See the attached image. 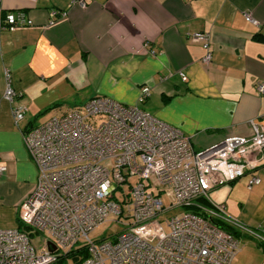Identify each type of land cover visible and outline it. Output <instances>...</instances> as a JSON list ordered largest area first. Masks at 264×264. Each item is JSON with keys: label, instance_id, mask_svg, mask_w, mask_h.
<instances>
[{"label": "crops", "instance_id": "obj_1", "mask_svg": "<svg viewBox=\"0 0 264 264\" xmlns=\"http://www.w3.org/2000/svg\"><path fill=\"white\" fill-rule=\"evenodd\" d=\"M83 1L0 0L1 27L8 13L30 21L0 28V228L18 225V206L35 186L22 132L49 106L58 116L95 96L133 106L149 86L143 107L188 136L194 150L248 136L251 122L264 128V93L256 89L264 83V0ZM197 31L209 37L207 64L190 40ZM6 83L16 93L11 102L2 97ZM18 104L25 114L15 122ZM255 174L260 182L250 189L247 172L217 187L224 199L214 204L264 230V166Z\"/></svg>", "mask_w": 264, "mask_h": 264}, {"label": "built area", "instance_id": "obj_2", "mask_svg": "<svg viewBox=\"0 0 264 264\" xmlns=\"http://www.w3.org/2000/svg\"><path fill=\"white\" fill-rule=\"evenodd\" d=\"M78 3L84 6L83 0ZM15 15L8 13L9 25L0 28L30 24L22 14ZM190 40L202 47L201 62L207 64L211 58L208 35L197 31ZM177 74L186 79L183 71ZM256 89L264 93V83L256 84ZM149 90V86L141 87L133 106L95 96L80 108L22 132L38 175L32 192L18 206V225L0 228V264H55L81 239L79 246L87 256L77 264H231L239 240L220 223L264 243L263 229L241 224L223 204L208 198L210 190L246 172L248 189L260 182L255 170L264 166V128L251 122L248 136H228L194 150L188 136L143 107ZM15 96L6 83L3 99L11 102ZM11 112L17 122L24 117L25 107L14 105ZM95 115L102 116L96 125L88 121ZM133 176L137 180L131 184ZM162 186L168 188L169 206L160 198ZM118 192L121 200L116 199ZM177 207L185 210L165 219L168 231L157 229L160 218ZM124 212L129 221L121 230L98 241L89 239V232L111 214L120 217ZM153 231L158 239L152 244L147 237ZM40 232L48 234L55 250L46 243L36 250L31 235Z\"/></svg>", "mask_w": 264, "mask_h": 264}, {"label": "rangeland", "instance_id": "obj_3", "mask_svg": "<svg viewBox=\"0 0 264 264\" xmlns=\"http://www.w3.org/2000/svg\"><path fill=\"white\" fill-rule=\"evenodd\" d=\"M57 109L58 108H52L47 112H44L43 114L36 116L34 118L35 120H37L35 123L39 124L48 120L51 117H59L60 115L59 116L55 115L57 113L56 112ZM63 109H66V107H63L62 109L60 108V110L58 111L61 112ZM101 119H102L101 115H95L92 116V119H88V121H94L96 125L100 122ZM136 180L137 178L133 176L129 179V182L133 184L136 182ZM122 188L125 192L129 190L127 184L122 185ZM161 189H163V191L160 193V198L162 199L165 206H169L171 198L168 194V188L162 186ZM223 190L224 187H220L211 191L209 194L210 197L209 200L212 203H218L219 201H221V199L223 200L224 198H221L222 196H224ZM117 197L118 198L116 199L121 200L120 192L117 193ZM184 210L185 209L183 207H177L169 210L167 213L164 214L163 217L160 218L161 221L159 223V226H157V229L160 227L162 230L167 232L169 227L165 219L170 218L175 214H179ZM125 216H126L125 212L120 217H118V215L116 214H111L106 221L100 223L92 231L89 232L88 234L89 239L98 241L100 239L107 238L115 234L116 232L121 230V228L123 227V223H127L129 221V218H126ZM241 223L245 225L244 222ZM157 239H158V234H156L155 231H153V233H151L147 237V240L152 244L155 243ZM237 239L239 240V250L235 258L231 262V264H261L264 262V243L260 242V240L257 237L240 234L238 235ZM49 240L51 241L50 237L45 232H40L38 234L33 233V235H31V243L34 245L37 251H39L43 246H45L46 241ZM83 240L84 239H81L78 242V246L82 244ZM66 264H74V263L72 262V260L68 259Z\"/></svg>", "mask_w": 264, "mask_h": 264}, {"label": "trees", "instance_id": "obj_4", "mask_svg": "<svg viewBox=\"0 0 264 264\" xmlns=\"http://www.w3.org/2000/svg\"><path fill=\"white\" fill-rule=\"evenodd\" d=\"M53 106H49L46 109H44L42 113L45 112V110H49L51 109ZM40 115V114H39ZM203 203H205L206 205H208L210 202L207 200L202 199L201 200ZM225 231H227L228 233H230L233 237L237 238L238 235L242 234L239 230L228 226L226 224L220 223L219 224ZM245 235V234H243ZM261 242V241H260ZM87 256V251L83 248V246H78L76 248H74L73 250H71L69 253H67L65 256L63 257H58V259L56 260L55 264H66L68 259L72 260V262L74 264L79 263L82 259H84Z\"/></svg>", "mask_w": 264, "mask_h": 264}, {"label": "water", "instance_id": "obj_5", "mask_svg": "<svg viewBox=\"0 0 264 264\" xmlns=\"http://www.w3.org/2000/svg\"><path fill=\"white\" fill-rule=\"evenodd\" d=\"M46 244L51 251L55 250V246L50 241H47Z\"/></svg>", "mask_w": 264, "mask_h": 264}, {"label": "bare ground", "instance_id": "obj_6", "mask_svg": "<svg viewBox=\"0 0 264 264\" xmlns=\"http://www.w3.org/2000/svg\"><path fill=\"white\" fill-rule=\"evenodd\" d=\"M15 15V14H14ZM16 16V15H15ZM5 23H6V26H8L9 24L5 21ZM13 89V88H12Z\"/></svg>", "mask_w": 264, "mask_h": 264}]
</instances>
